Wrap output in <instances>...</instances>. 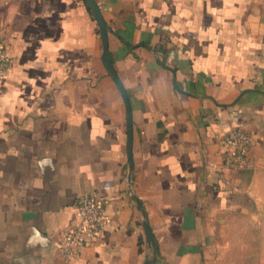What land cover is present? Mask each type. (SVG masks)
Listing matches in <instances>:
<instances>
[{
    "label": "crops",
    "instance_id": "0c3cea01",
    "mask_svg": "<svg viewBox=\"0 0 264 264\" xmlns=\"http://www.w3.org/2000/svg\"><path fill=\"white\" fill-rule=\"evenodd\" d=\"M95 2L111 70L86 0H0V264H264V0ZM88 193L107 222L68 261Z\"/></svg>",
    "mask_w": 264,
    "mask_h": 264
},
{
    "label": "built area",
    "instance_id": "2783aa9c",
    "mask_svg": "<svg viewBox=\"0 0 264 264\" xmlns=\"http://www.w3.org/2000/svg\"><path fill=\"white\" fill-rule=\"evenodd\" d=\"M11 57L0 40V78L9 73ZM222 164L229 168H241L248 164L249 136L242 129H232L221 138ZM76 224L59 233L56 246L58 253L66 260L76 258L81 249L97 238L106 222L104 202L94 193L84 194L75 202Z\"/></svg>",
    "mask_w": 264,
    "mask_h": 264
},
{
    "label": "water",
    "instance_id": "95a60500",
    "mask_svg": "<svg viewBox=\"0 0 264 264\" xmlns=\"http://www.w3.org/2000/svg\"><path fill=\"white\" fill-rule=\"evenodd\" d=\"M90 9L92 10L93 14H94V17L95 19L97 20V23H98V26H99V30H100V35H101V39H102V43H103V47H104V51H103V54H102V59H103V62L104 64L106 65V67L111 70V67H110V64L107 60V57H106V45H107V24L105 23L102 15H101V12L95 2V0H86ZM113 78L117 84V86L119 87L122 95L124 96L125 98V102H126V105H127V125H128V149H129V152H130V147H131V114H130V105H129V101L126 97V94H125V91L123 89V86L121 84V82L119 81V79L113 74ZM145 232L147 234V236L150 238V231H149V228L146 226L145 227ZM145 264H151L150 260H147L145 262Z\"/></svg>",
    "mask_w": 264,
    "mask_h": 264
},
{
    "label": "rangeland",
    "instance_id": "374dc122",
    "mask_svg": "<svg viewBox=\"0 0 264 264\" xmlns=\"http://www.w3.org/2000/svg\"><path fill=\"white\" fill-rule=\"evenodd\" d=\"M242 231V230H241ZM253 234L251 233L250 235L253 236V237H258L259 236V230L258 229H254L252 230ZM233 235L236 236L237 238L238 237H241V234H240V229H235V231L233 232ZM230 248H234V251H236L237 247H240V246H229ZM252 264H255V262H252Z\"/></svg>",
    "mask_w": 264,
    "mask_h": 264
}]
</instances>
